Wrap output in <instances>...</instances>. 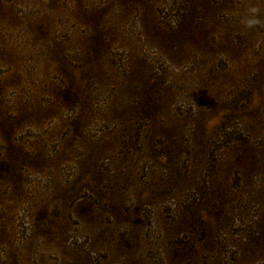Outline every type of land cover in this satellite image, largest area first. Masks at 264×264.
Wrapping results in <instances>:
<instances>
[{
	"label": "rangeland",
	"instance_id": "1",
	"mask_svg": "<svg viewBox=\"0 0 264 264\" xmlns=\"http://www.w3.org/2000/svg\"><path fill=\"white\" fill-rule=\"evenodd\" d=\"M0 264H264V0H0Z\"/></svg>",
	"mask_w": 264,
	"mask_h": 264
},
{
	"label": "clouds",
	"instance_id": "2",
	"mask_svg": "<svg viewBox=\"0 0 264 264\" xmlns=\"http://www.w3.org/2000/svg\"><path fill=\"white\" fill-rule=\"evenodd\" d=\"M257 12H258V9L256 8L249 9V18L245 20V23L247 24V26L251 27L255 24L260 23V20L256 18Z\"/></svg>",
	"mask_w": 264,
	"mask_h": 264
}]
</instances>
